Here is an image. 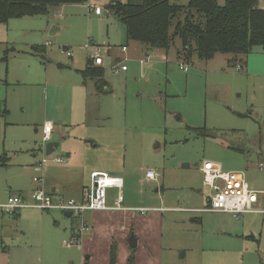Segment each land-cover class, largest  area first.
Masks as SVG:
<instances>
[{"label":"rangeland","instance_id":"374dc122","mask_svg":"<svg viewBox=\"0 0 264 264\" xmlns=\"http://www.w3.org/2000/svg\"><path fill=\"white\" fill-rule=\"evenodd\" d=\"M95 1L91 9L87 4L61 5L41 17L0 23L6 26L0 31V102L7 100L11 124L6 145L13 149L9 164L0 168V179L11 174L19 185L15 189H31L38 172L33 167L29 171L31 153L23 146L36 142L39 159L52 158L59 149L48 156L42 153L38 126L45 121L55 126L59 116L72 117L74 124L55 127L51 136L70 151L74 164L93 161L109 175H120L124 187L107 189V199L122 192L129 207H147V214H157L161 248L151 264H264V215L246 213L237 220L201 210L210 191L199 170L204 160L213 161L223 170L243 172L250 189L264 190V169L258 167L264 166V67L250 72L243 61L238 70L226 60L229 55L221 53L208 60L196 55L185 59L179 38L167 49H142L125 39L122 23L112 12L105 15ZM53 25L59 29L51 33ZM45 41V57L28 52L31 45ZM121 44L127 51L117 49ZM64 46L72 49V57L62 51ZM112 52L125 60L126 72L110 69L117 62ZM95 55L104 60L111 92L97 94L92 87L83 104L72 90L82 79L75 70ZM93 83L87 80L89 90ZM78 101V115L84 117L81 107L88 111L84 120L75 122ZM95 143L98 146L92 147ZM147 169L159 177L147 180ZM7 219L12 220L13 233L4 243L15 259L29 257L19 249L27 248L40 264H84L91 248L87 264H93L108 252L102 242L91 241L86 230L77 237L83 242L67 245L79 218L60 210L22 209L20 220ZM113 229L126 238L120 226ZM97 232L104 234L101 226ZM29 260L26 264H38ZM13 264L25 263L22 259Z\"/></svg>","mask_w":264,"mask_h":264},{"label":"trees","instance_id":"16d2710c","mask_svg":"<svg viewBox=\"0 0 264 264\" xmlns=\"http://www.w3.org/2000/svg\"><path fill=\"white\" fill-rule=\"evenodd\" d=\"M85 1L0 0V23L15 17L44 16L51 7ZM104 8L122 23L127 40L145 48L167 49L179 38L185 59L196 55L199 60H208L221 53L229 55L228 63L241 66L254 48L264 49V8L258 6V0H224L223 5L217 0H188L186 5L169 0H110ZM104 71L87 59L81 75L94 79L101 92ZM109 250V264H115V244ZM134 252L135 248H130L126 264H135Z\"/></svg>","mask_w":264,"mask_h":264},{"label":"crops","instance_id":"0c3cea01","mask_svg":"<svg viewBox=\"0 0 264 264\" xmlns=\"http://www.w3.org/2000/svg\"><path fill=\"white\" fill-rule=\"evenodd\" d=\"M98 1H99V3H101L100 4L101 6L107 5V3L102 2L103 0H98ZM217 2H218V0H217ZM63 6H60V7H63ZM258 6L260 8H264V5H262L260 3V0H258ZM107 14H105V15H107ZM24 17H30V16H24ZM32 17H41V16H32ZM15 18H22V17H15ZM8 21L3 22L1 25H8V23H9ZM5 27L6 26H0V31H2ZM58 29H59V27L57 25H53L51 28V33L56 32ZM125 37H126V32H125ZM125 39L127 40V37ZM45 42H47V41H45ZM33 46H38V47H40V49L38 51H34ZM122 46H125L126 49L121 50ZM139 47L143 49V48H145V45L139 44ZM127 48L128 47L125 44H121V45L117 46V49L122 53L127 51ZM30 50L28 52L31 54H34V55L37 54L41 57H43V56L45 57V54L47 53V45H45V44H33V45H31ZM112 54H113L112 56H113L114 61L124 60L121 58V56H119V54H116V52H112ZM68 57H72V56H68ZM228 59H229V56L226 58V60L228 61ZM86 61H87V58L85 59L84 65H82L79 68H76V70H75L80 75H81V71L84 70V68L86 67ZM103 62H104V60H103ZM245 63H246L247 71H250V72L260 71L264 67V52H259L257 50H253L251 53H249L246 56ZM58 66L63 67V65H61V64H59ZM70 67H71V65L68 66V68H70ZM99 67H102V66H99ZM241 69H242V67L240 66V68L238 70H241ZM127 70H128V68H126V70L120 71V72H126ZM81 77H82V75H81ZM103 78H104V75H103ZM88 79H91L94 82L93 85L91 84L90 90L87 88V80ZM104 83L105 84H104L102 91L98 92L96 89V86H95V80L94 79H92V78L84 79L82 77L81 81L77 85H73L72 90L74 93L76 91V95L80 98L79 101L82 102L83 104H85L86 98L88 97V94L91 92L92 87H94V93L96 92L97 94L111 92L110 85L108 84V82L105 79H104ZM94 93H93V95L95 97H98ZM79 101L75 105L76 106L75 113H76V117L78 118V121H75V122H80V121L84 120L87 116V111H88L87 108L81 107V112L83 113L84 117H82L81 115H78V110L80 108L79 105L81 104ZM7 109L9 110V108L7 106V100H6V102L1 101L0 102V126H1V131H0V158H1L0 168H5L9 164L10 155L12 154L11 151L13 150L10 147H7V145H6L7 144L8 131H9L8 127L11 124V121H9L8 116H7ZM58 118H59L58 119L59 123L57 122V124L55 126H53V129H52L53 132L56 129L55 127L59 128L61 126H69L71 124H74L73 123L74 120L72 119V117L66 119L64 117L61 118L59 116ZM42 125L43 124L38 126L39 127L38 129L40 130V134H41ZM38 129H36L35 131H37ZM56 133H57V131H56ZM51 141L56 142L58 144L56 146V148H58L59 150L57 151V154L55 156H53L52 158L48 159V161L44 165V168H43V187L45 188L44 190L47 193H49L54 200L61 198V199H66V200L67 199H73V200L79 201V200H81L83 193H84V189H85L86 185L88 184V178H89L90 172H93V171L107 172V171L101 169L100 166L97 165L96 163H94L93 161H86L84 163V165L79 164V166H78V164H74V159H73V156L71 155L70 151L62 148V144H60V142L57 141L56 138L54 139L53 136H51L49 142H51ZM97 146H98V144L95 143L92 147H97ZM22 149L31 153L30 154L31 156H29V160H30L29 165H31V166L27 165V167H28L29 171L30 170L34 171L32 169V167L39 160V151H38L39 149H38L37 143L34 142V144H31L29 142L27 145H24ZM56 157L63 158V161L62 162L55 161L54 158H56ZM89 168H90V170H89V173L87 175L86 169H89ZM199 170H200V168H199ZM235 171H237V170H235ZM1 175H2V172L0 170V177H1ZM147 180H149V179H147ZM150 181H152V180H150ZM16 183H17L16 178L14 176H11V174L5 175V177L3 179H0V188H2V189H0L1 196H2L0 198V200H2V201L4 200L3 202L5 203L6 202L5 200H7L8 197L11 195H20V196L24 197L25 199H29V195H30L32 189L36 186V184L34 183V186L28 190L27 189L17 190L15 188H18L19 185H18V183L17 184ZM123 187H124V185H123ZM121 189H118V190H121ZM262 190L263 189L257 190V191H262ZM118 195L123 196V194L121 192V193L115 194V196H112V197L107 199V203L109 206H114L116 204ZM209 195L210 194H208L205 197L206 203H207ZM3 202L0 201V264H13L15 261L18 263H21L22 259H23V263H25V264L28 262L29 259H31L29 261H33V263L38 262V260L35 259L36 257L32 256L31 255L32 252L30 250H28L27 248H19V249L21 251L27 252L29 254V257H27V258L18 257L16 259L11 257L12 256L11 250L8 248V244L4 243L5 238H7V240H10V236L13 233V232H10L11 229L13 228L12 227V220L7 219V218H16V219L20 220L22 209L26 210L29 208H22V209L18 210L15 214L10 215L6 218V216L8 214L5 213L1 207V204H3ZM121 204L127 208H147V207H129L128 205L125 204V197L124 196H123V200H122ZM259 205L264 207V195L260 196ZM53 210L56 211V209H52V210L37 209V211H39V212L44 211V212H48V213L54 212ZM133 212L134 211L111 210V209L109 210V209H107V210H100V211H85L83 213V220L88 226V228H87L88 230L86 229V231H87L86 233L90 234L89 239H91V241H94L96 243L102 242L105 249L108 248V252H107L108 254L106 253L102 257V259H99V261H94L93 264H109V251H110L109 249H110V245L112 244V241L115 242V246L117 247L116 248L115 264H126L127 258L130 254V247L128 245V238L131 234L136 238V247H135V252H134L135 264H151L150 263L151 260L154 258L155 255H157V251H159V249L161 248V234L159 231V218H158V216H156L157 214L155 216H153L149 213L147 214L148 211L145 214H140L139 212H138V214H136ZM63 213L66 217L75 216L76 218H79L78 215L74 214V213H70V212L68 214H65L66 212H63ZM219 213H222V212H219ZM250 213H253V212H250ZM5 214H7V215H5ZM223 214L227 215L226 213H223ZM244 214H246V213H243L242 215H240V217H242ZM256 214L264 215V213H256ZM239 218L237 220H239ZM79 221H80V219H79ZM15 224L18 228V223H15ZM116 225L120 226V231L122 230L123 232L124 231L126 232V234H127L126 238H124V237L121 238L119 236L118 232L116 233L115 229H113L114 226H116ZM100 226L102 227V230L104 232L103 235H99V233L97 232L98 227H100ZM73 228H74V226L72 227V229ZM93 228L95 230H93ZM79 240L81 242H83V239H81V237ZM123 247H125V248L121 250L120 248H123ZM86 253H87L88 257L85 258V260H88L93 254L92 249L91 248L88 249L85 252V254ZM38 264H40V261L38 262Z\"/></svg>","mask_w":264,"mask_h":264},{"label":"built area","instance_id":"2783aa9c","mask_svg":"<svg viewBox=\"0 0 264 264\" xmlns=\"http://www.w3.org/2000/svg\"><path fill=\"white\" fill-rule=\"evenodd\" d=\"M95 0H86L89 9L95 7L97 4ZM99 5V4H98ZM103 13H107L104 6L99 5ZM48 45V42H45ZM84 47L87 49L88 44ZM126 47L122 46L121 50ZM62 51L67 56H72V49L64 46ZM93 66H102L103 58L99 55L87 57ZM125 60H119L111 65L110 69L114 72L126 70ZM240 68L239 65L236 66ZM180 68L183 71L188 69L187 65L181 64ZM52 123L46 121L41 127L40 148L42 153H45V146L50 141L52 133ZM48 156V155H47ZM57 162H62L63 158H54ZM48 158L44 155L34 164L33 169L38 172L32 176L33 182L36 186L32 189L29 199H25L20 195H11L5 203L1 204L2 209L9 215L15 214L22 208H35L40 210H60L63 212H70L77 214L80 221L79 226L72 230V239L66 243L70 245L79 240L77 238L82 231L88 228L83 220V213L85 211H100V210H127L137 211L140 214H145L147 208H127L121 204L123 200L122 195L117 196V201L114 206H109L107 203V189H121L123 188V178L121 176L109 175L107 172L93 171L90 172L88 184L84 189L81 200L76 201L73 199H57L54 200L52 196L44 190L43 187V168ZM260 169H264L262 163L258 164ZM200 171L202 173L203 184L210 190V195L206 206L201 210L210 212H222L229 214L232 218L238 219L243 213H264V207L259 205V198L264 195V190L257 191L250 189L245 180L244 174L235 170H223L221 166L213 161L204 160L201 164ZM145 178L149 180H156L159 173L153 169L145 170Z\"/></svg>","mask_w":264,"mask_h":264},{"label":"water","instance_id":"95a60500","mask_svg":"<svg viewBox=\"0 0 264 264\" xmlns=\"http://www.w3.org/2000/svg\"><path fill=\"white\" fill-rule=\"evenodd\" d=\"M58 144L56 142H48L45 146V153L48 155L50 154L54 148H56ZM187 164H183V167H186ZM69 212H66L65 214H68ZM128 245L130 248H135L136 247V238L131 234L128 238ZM88 255H85V258H87Z\"/></svg>","mask_w":264,"mask_h":264}]
</instances>
